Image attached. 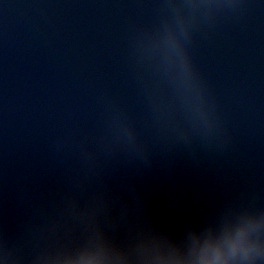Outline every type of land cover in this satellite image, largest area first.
Instances as JSON below:
<instances>
[{
    "label": "water",
    "instance_id": "water-1",
    "mask_svg": "<svg viewBox=\"0 0 264 264\" xmlns=\"http://www.w3.org/2000/svg\"><path fill=\"white\" fill-rule=\"evenodd\" d=\"M0 264H264V0H0Z\"/></svg>",
    "mask_w": 264,
    "mask_h": 264
}]
</instances>
